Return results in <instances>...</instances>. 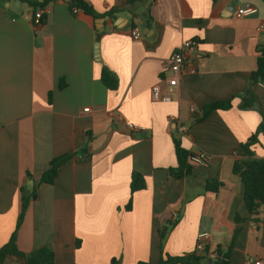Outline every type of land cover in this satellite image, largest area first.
<instances>
[{
	"label": "crops",
	"instance_id": "0c3cea01",
	"mask_svg": "<svg viewBox=\"0 0 264 264\" xmlns=\"http://www.w3.org/2000/svg\"><path fill=\"white\" fill-rule=\"evenodd\" d=\"M66 2L48 5L34 28L26 4L0 0V247L15 229L20 189L37 185L53 158L76 153L52 185L36 187L17 232L22 253L49 249L55 264H156L158 229L171 222L170 256L193 252L199 233L209 251L227 248L238 229L230 264H264V206L254 222L232 171L247 152L264 159V132L249 143L264 123V85L253 87L252 109H239L238 98L264 46V0H86L96 19L72 15ZM247 7L256 12L233 16ZM189 40L197 46L172 101H152V86L169 76L166 60ZM102 68L115 90L102 84ZM230 98V109L202 118L206 104ZM127 123L145 130L130 133ZM174 140L208 165L172 178ZM132 173L145 188L131 195ZM206 183L221 186L212 192Z\"/></svg>",
	"mask_w": 264,
	"mask_h": 264
},
{
	"label": "trees",
	"instance_id": "16d2710c",
	"mask_svg": "<svg viewBox=\"0 0 264 264\" xmlns=\"http://www.w3.org/2000/svg\"><path fill=\"white\" fill-rule=\"evenodd\" d=\"M21 3L26 4L32 11L33 17L36 11L44 10L48 5L58 0H19ZM64 1V0H62ZM67 8L71 12L72 9H78L79 13L89 16L93 19L100 17L93 8L87 5L82 0H66ZM140 0H128V3L138 2ZM45 16L42 15L39 22L40 25L44 24ZM100 80L102 84L109 90H115L117 87L116 77L108 71L106 68H102L100 72ZM256 84L264 85V46L258 51L256 59V67L251 72L248 78V85L244 93L238 98L241 100L239 109L248 110L254 107V92L253 87ZM58 87L63 88L61 82ZM50 96V95H48ZM233 98L224 101H215L206 104L202 109V118L207 117L217 110H228L232 106ZM264 132V123H261L256 133L251 137L249 143L256 142L257 134ZM174 152L176 157V166L169 169V174L172 178L179 180L192 174L195 168L191 164V157L194 153H189L181 148L179 142L174 140ZM84 152V151H82ZM83 154V153H82ZM76 153L64 154L53 158L49 164L47 170L40 177L38 184L33 186L30 191L24 188L20 189V210L17 216V221L14 231L11 233L8 241L0 247V264H4V260L7 257H16L21 259L26 264H55L54 254L51 250L46 248H39L31 251L30 253H22L16 246L17 232L21 225L24 214L30 204L36 198V187L40 184L52 185L57 177L59 168L73 158ZM232 171L236 174L243 185V201L250 217L254 222H257V215L259 214L262 206H264V159L253 158L250 152H247L245 159L236 160L233 163ZM221 186L220 183H206L204 190L217 192ZM145 188V182L143 177L138 173H132L129 190L132 195L135 192L143 190ZM131 201L125 206V210H130ZM242 221L239 217H235L234 222L239 224ZM174 223L169 222L168 225L158 229V239L160 248V259L156 264H207V261H211L210 264H230V254L233 246V242L238 235L239 230L235 229L232 234V241L227 248L217 247L213 250L215 254L214 259L208 258V248L206 247L203 254L197 253L195 250L190 253H185L179 256H170L163 252L164 241L169 234ZM110 264H118L116 260H111ZM136 264H150L149 262H137Z\"/></svg>",
	"mask_w": 264,
	"mask_h": 264
},
{
	"label": "built area",
	"instance_id": "2783aa9c",
	"mask_svg": "<svg viewBox=\"0 0 264 264\" xmlns=\"http://www.w3.org/2000/svg\"><path fill=\"white\" fill-rule=\"evenodd\" d=\"M85 2L86 0H82ZM256 12V10L252 7H247L244 9H239L235 10L233 12V16L235 18H245L253 15ZM72 15H76L79 13L78 9H72L71 11ZM43 14V10H38L35 12L33 20H32V25L34 28H38L40 26V18ZM264 29V25L258 27V31ZM130 37L132 40H138L141 37V34L137 28H132L130 30ZM197 46V43L193 40L189 41H184L179 45L173 52L172 54L168 57L164 64V71L169 74L168 77L160 79L158 84H155L151 88V99L154 102H164V103H170L172 101V95L175 92V88L178 84V78L185 70L186 68V63H187V57L188 54L195 49ZM193 112V110H190ZM120 118V117H119ZM169 120L172 122L176 121V117L173 115L169 116ZM126 128L130 133H135V132H141L145 130L143 127H137L134 126L130 123L126 124ZM180 132H184L185 129L182 126L178 127ZM209 158L207 155L204 153H194V155L191 157V164L194 167L200 166V167H205L208 165ZM177 214L173 213L171 215V220H176ZM208 239V234L207 233H199L196 236V241L194 245V250L197 253L203 254L206 245L205 242ZM215 254L213 251L208 252V258L209 259H214ZM250 264H262L261 261H254V262H249Z\"/></svg>",
	"mask_w": 264,
	"mask_h": 264
},
{
	"label": "water",
	"instance_id": "95a60500",
	"mask_svg": "<svg viewBox=\"0 0 264 264\" xmlns=\"http://www.w3.org/2000/svg\"><path fill=\"white\" fill-rule=\"evenodd\" d=\"M211 263V261H207V264H210Z\"/></svg>",
	"mask_w": 264,
	"mask_h": 264
}]
</instances>
